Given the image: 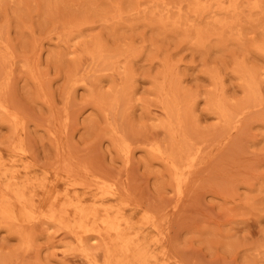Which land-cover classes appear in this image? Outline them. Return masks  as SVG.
<instances>
[{
	"label": "rangeland",
	"instance_id": "1",
	"mask_svg": "<svg viewBox=\"0 0 264 264\" xmlns=\"http://www.w3.org/2000/svg\"><path fill=\"white\" fill-rule=\"evenodd\" d=\"M0 264H264V0H0Z\"/></svg>",
	"mask_w": 264,
	"mask_h": 264
},
{
	"label": "bare ground",
	"instance_id": "2",
	"mask_svg": "<svg viewBox=\"0 0 264 264\" xmlns=\"http://www.w3.org/2000/svg\"><path fill=\"white\" fill-rule=\"evenodd\" d=\"M172 152V151H171ZM171 156V155H170ZM170 158V157H169ZM175 163V162H174ZM177 167V166H176ZM175 183V182H174Z\"/></svg>",
	"mask_w": 264,
	"mask_h": 264
}]
</instances>
